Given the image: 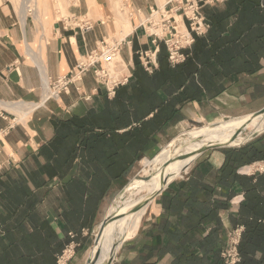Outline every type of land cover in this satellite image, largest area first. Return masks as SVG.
Wrapping results in <instances>:
<instances>
[{
	"label": "crops",
	"instance_id": "0c3cea01",
	"mask_svg": "<svg viewBox=\"0 0 264 264\" xmlns=\"http://www.w3.org/2000/svg\"><path fill=\"white\" fill-rule=\"evenodd\" d=\"M121 1L126 17L117 13L113 0H42L39 16L29 10L30 0L21 8L14 0H0V264H58L60 244L67 247L72 234L99 226L122 184L124 177L86 178L81 157L62 163L57 155L65 152L50 145L62 124L71 134V120L100 112L107 98L114 99L94 72L45 102L47 81L68 76L110 40L119 46L120 78L132 77L137 55H152L153 70L158 69L160 44L148 28L153 12L160 11L162 21L169 12L186 27L176 12L184 0ZM59 6L77 26L57 20ZM202 13L210 28L195 46V78L172 95L199 91V98L177 106L181 121L153 135L143 157L187 121L243 119L264 108V0H207ZM225 161L221 150L197 158L149 205L112 264H225L221 252L229 234L237 228L244 232L237 217L245 202L239 181L221 179ZM256 165L264 167L255 163L237 174L264 173L253 172ZM76 180L87 187L78 208L71 204ZM105 182L111 189L102 196L97 186Z\"/></svg>",
	"mask_w": 264,
	"mask_h": 264
},
{
	"label": "trees",
	"instance_id": "16d2710c",
	"mask_svg": "<svg viewBox=\"0 0 264 264\" xmlns=\"http://www.w3.org/2000/svg\"><path fill=\"white\" fill-rule=\"evenodd\" d=\"M199 38L195 36L191 50L184 52L190 54L186 61L176 66L170 64L167 48L161 43L157 55L159 67L151 74L145 70L137 55L129 83L117 88L112 101L107 98L102 111L93 110L83 119L71 120V134L66 123L61 125L59 135L50 144L55 151L60 148L65 152L59 153L57 159L72 164L77 157H81L85 177L92 175L93 179L97 178L94 181L101 176L112 180L125 178L134 163L143 158V151L151 142V137L181 121L177 106L199 98V91L188 90L172 96L179 93L187 81L195 78L194 56ZM168 96L172 99L166 101ZM152 114L154 117L145 121ZM223 152L226 161L221 179L239 181L245 191V202L237 217V225L244 227L239 245L240 264H264V173L251 177L237 174L245 166L264 162V135L241 148L225 149ZM47 156L53 157L51 153ZM77 181L71 185V204L78 208L83 204L87 187ZM97 189L103 196L111 186L105 182ZM64 247L65 244H60V253Z\"/></svg>",
	"mask_w": 264,
	"mask_h": 264
},
{
	"label": "bare ground",
	"instance_id": "6f19581e",
	"mask_svg": "<svg viewBox=\"0 0 264 264\" xmlns=\"http://www.w3.org/2000/svg\"><path fill=\"white\" fill-rule=\"evenodd\" d=\"M181 20L182 18L179 19L180 23ZM181 28H179L181 31H186L183 24L181 25ZM132 30L129 28L126 31V34H130ZM49 84L50 83L48 81L45 83L46 98L50 95ZM262 118H264V115L255 119H252L251 116L243 119L229 118L226 120H220L196 131L193 129V133L191 131L192 134H190L193 138L192 142L184 144L182 137H180L177 141H173L168 146L166 145L153 160L144 159L143 164H145L146 167H150L151 171L153 168L154 171L150 180L147 182H139L137 179L135 181L133 180V182L126 189L125 193L122 196H118L114 200L113 204L108 209L107 215L117 214L121 218L114 221L107 227L99 246L90 250L89 257H93L97 252H99V259L96 264H110L111 261L115 259L122 242L127 240L137 231L148 207H145L139 212L133 214H130V211L144 201L147 196L158 192L161 189L163 179L166 178L168 182H172L181 178L186 172V167L195 159V157L189 158L184 160L181 164L178 163V160L175 161L174 158L179 156L183 149H186L185 155H191L210 143H230L231 139L227 137V133L229 132V128L231 126H235L237 131L244 129L245 132V128H253L255 133H262L264 132V121ZM203 143L206 145H203ZM196 160L197 159H195V161ZM149 172L150 171L146 170L143 174L147 176L151 174Z\"/></svg>",
	"mask_w": 264,
	"mask_h": 264
},
{
	"label": "built area",
	"instance_id": "2783aa9c",
	"mask_svg": "<svg viewBox=\"0 0 264 264\" xmlns=\"http://www.w3.org/2000/svg\"><path fill=\"white\" fill-rule=\"evenodd\" d=\"M207 0H184L181 6L176 11L181 14V18L186 26V31H180L179 25L169 16V12L162 14L160 23L155 19L149 24L151 37L155 44L163 43L169 53V61L172 66L180 65L186 61L188 54L185 51H190L195 43V36L201 37L207 33L210 28L209 23L202 13L203 5ZM160 11H154L153 17H160ZM162 28L159 32L158 28ZM182 29V28H181ZM119 46L117 44H109L104 42L102 48L96 52L86 55L76 68L65 77H62L52 84H49L50 95L45 99V102L57 97L61 93L69 92L70 86L80 81L82 77L93 71L95 76L105 85L107 95L113 98L116 90L120 86H125L129 83L130 78L115 77L111 71L113 65H118ZM141 62L148 73L153 72L152 55H141ZM264 168V167H263ZM243 228H237L228 236L227 245L221 252L222 259L225 264H240L241 256L239 254V245L242 239ZM71 249L69 245L63 255L59 257L58 264H67L69 258L68 253ZM68 259V260H67Z\"/></svg>",
	"mask_w": 264,
	"mask_h": 264
},
{
	"label": "rangeland",
	"instance_id": "374dc122",
	"mask_svg": "<svg viewBox=\"0 0 264 264\" xmlns=\"http://www.w3.org/2000/svg\"><path fill=\"white\" fill-rule=\"evenodd\" d=\"M115 2V7L118 8L117 13L119 15L122 16H127L128 13L127 12H122L121 9L122 7V1L121 0H113ZM14 2L21 8L24 4V0H14ZM40 5L42 6V0H30L29 3V10L33 11V14H35L38 10V8L40 7ZM37 16H39L38 12L36 13ZM113 14H115V12H113ZM69 15L66 13L65 10H63L62 6H59V14L57 15V20H65L67 23V26H77V23H69L67 21ZM156 22L160 23L161 20L160 18L157 16L156 18ZM79 22H82V20H80ZM180 22V21H179ZM125 24V28L126 31L130 28L132 30V27L130 25L129 20L127 22L124 23ZM160 31L162 30V28L160 27L159 29ZM181 31V29H179ZM159 31V32H160ZM183 31V30H182ZM150 32V31H149ZM109 44H112V40H110L108 42ZM102 48V46H101ZM100 48V49H101ZM123 65L121 67V65H113L112 66V71L111 73L115 76V77H121L123 74ZM45 93H46V89H45ZM229 119V118H223V117H212V118H195L193 121H187L186 123L180 125L178 127L177 130H175L171 136H169L168 138H165L164 140H161L159 142V144L154 148V150H151L150 152L148 151L144 157L142 159H140L139 161L135 162L134 165L131 167V169L129 170L128 174L126 175V177L123 179L122 184L118 185L114 191H113V195H112V200H111V204L109 205V207L113 204L114 200L117 198L118 194L127 186H129L133 180L135 181L140 180L141 178H147L149 176H151L153 174V168L151 171L150 167H146L145 164H143V160L144 159H149V160H153L156 155H158L162 149H164V147L167 145H169L170 143H172L173 141H177L178 138L182 137L184 144H188L190 142L193 141V138L190 134L193 133V131L195 130H199L201 128H204L206 126H209L211 124H214L213 122L216 119ZM264 121V118H262ZM216 123V122H215ZM194 129V130H193ZM245 132H243V134L239 135L237 140H235L231 146H239L242 145L243 143L246 142L247 138L246 136L254 134L255 131H253V128H245ZM192 131V133H191ZM190 132V133H189ZM237 129L235 128V126H231L229 128V132L227 133V137H229L230 139L234 138L237 134ZM264 135V134H263ZM261 137V136H260ZM179 144V143H176ZM203 145H206L203 143ZM225 150V149H223ZM221 150V151H223ZM185 152L186 149H183V151L181 152V154L179 156H185ZM205 154V153H204ZM184 161V160H183ZM183 161L178 160V163L181 164ZM260 163V162H258ZM264 163V162H261ZM148 168V169H147ZM141 170V171H140ZM148 170L150 171L149 175L145 176V174H143V172L145 173V171ZM262 172L264 171V168L260 165H256L255 169L253 172ZM252 172V173H253ZM182 177H184V174L182 175ZM134 178V179H133ZM98 229L99 226H96L95 228H93L92 232H88V233H81L80 237L76 236L74 234L71 235V244H69L71 246V249L69 251H71L70 253H68L67 258H69L67 264H85L87 259L89 258V252L90 250L93 248V243H94V239L98 233ZM67 245V247L69 246ZM64 248V250L62 251L60 257L63 255L64 251L66 250V248ZM106 261V260H105Z\"/></svg>",
	"mask_w": 264,
	"mask_h": 264
},
{
	"label": "water",
	"instance_id": "95a60500",
	"mask_svg": "<svg viewBox=\"0 0 264 264\" xmlns=\"http://www.w3.org/2000/svg\"><path fill=\"white\" fill-rule=\"evenodd\" d=\"M264 115V108L251 114V118L252 119H255L257 117H260V116H263ZM244 132V129H241L237 132L236 136L234 138L231 139L230 143H227V144H213V143H210V144H207L206 146H204L203 148L199 149L196 153L194 154H191V155H185V156H177L176 158H174L175 161L177 160H180V161H183V160H187L189 158H193L195 157V159L199 158L201 155H203L204 153L206 152H209V151H213V150H223V149H235V148H241L242 146L248 144V143H251L252 141L258 139L260 136H262L264 134V132L262 133H254V134H251V135H248L246 136L247 140L245 143H243L242 145L238 146V147H232L231 144L237 140L238 136L241 135L242 133ZM195 159L193 160V162H191V164H189L185 171H187L190 166L195 162ZM185 174V173H184ZM151 178V176L147 177V178H141L140 180H137L139 182H147L149 181ZM171 182H168V180L163 179L162 181V186H161V189L158 191V192H155L154 194L150 195V196H147L144 201H142L138 206H136L135 208H133L131 211H130V214H133V213H136V212H139L141 209L145 208V207H149V205L160 195L164 192V190L166 189V187L170 184ZM128 188L125 187L119 194L118 196H122L126 189ZM117 196V197H118ZM119 218H121L120 216H118L117 214H110V215H105L102 223L99 225V229H98V233L94 239V243H93V248H97L103 238V235H104V232L105 230L107 229V227L113 223L114 221L118 220ZM99 252H97L93 257H89L86 261L85 264H96L98 259H99ZM114 261V259L111 261L110 264H112Z\"/></svg>",
	"mask_w": 264,
	"mask_h": 264
}]
</instances>
